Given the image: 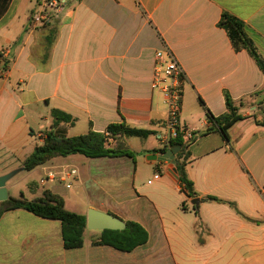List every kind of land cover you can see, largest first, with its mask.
<instances>
[{"label": "crops", "instance_id": "crops-1", "mask_svg": "<svg viewBox=\"0 0 264 264\" xmlns=\"http://www.w3.org/2000/svg\"><path fill=\"white\" fill-rule=\"evenodd\" d=\"M62 2L36 24L44 0H0V176L23 168L50 131L75 137L112 124L151 130L146 139L121 137L108 146L134 159L55 158L29 171L41 170L43 186H51L41 194L33 180L35 198L21 194L34 201L49 190L71 212L108 213L139 224L149 238L122 252L97 243L102 231L86 228L83 246L66 249L61 222L12 210L0 219V264H264V126L257 123L264 119V73L219 26L224 13L239 20L264 61V0ZM160 51H170L185 74V141L214 127L207 111L225 115L227 96L243 117L229 140L214 131L189 144L185 169L198 215L177 166L148 158L161 156L155 150L167 133L165 99L152 86ZM53 110L74 124L55 127ZM43 122L49 129L36 133ZM72 179L73 192L63 185Z\"/></svg>", "mask_w": 264, "mask_h": 264}, {"label": "trees", "instance_id": "trees-1", "mask_svg": "<svg viewBox=\"0 0 264 264\" xmlns=\"http://www.w3.org/2000/svg\"><path fill=\"white\" fill-rule=\"evenodd\" d=\"M219 26L227 32L235 50H247L264 73V61L258 55L252 41L248 38L244 25L232 15L224 13ZM226 105L227 113L218 118L207 111L208 120L214 125L213 128L195 133L188 141H185L183 135L180 134L171 143L172 147H182L177 154V159L182 162L181 166H177V170L179 171V179L183 190L188 193L191 199L196 198L197 193L185 169L190 156V152L188 151L189 144L196 137L206 136L214 131H220L229 140L228 130L237 122L241 121L243 117L229 96L226 97ZM52 116L55 119V127L62 123L74 124V119L66 113L53 110ZM257 123L264 126V119L257 121ZM107 134L118 141L121 137L146 139L153 135L154 132L151 130L132 128L125 124H112L107 128L105 133L90 131L85 135L75 137L60 136L50 131L46 133L44 142L38 144L33 153L23 162L22 167L25 171H32L44 166L55 158H67L75 155H81L91 159L102 157L135 158L136 154L134 152L121 146L114 148L108 147L106 144ZM167 150L166 147H162L161 149L155 150V152L163 155ZM209 200L220 201L213 197H210ZM183 207L186 210L185 205ZM193 208L198 215V208L196 206ZM12 210H26L43 219L61 222L65 248L77 249L83 246V235L87 228V218L67 210L63 198L53 194L51 191L45 190L43 198L34 201L25 199L23 195L20 198L9 197L7 201L0 202V219L4 213ZM125 223L126 229L123 231H103L97 243L111 246L122 252H132L137 247L147 243L149 236L142 226L134 222Z\"/></svg>", "mask_w": 264, "mask_h": 264}, {"label": "built area", "instance_id": "built-area-1", "mask_svg": "<svg viewBox=\"0 0 264 264\" xmlns=\"http://www.w3.org/2000/svg\"><path fill=\"white\" fill-rule=\"evenodd\" d=\"M62 6V0H44V10L35 16L34 23L38 24L47 20V16L45 15L47 9L57 11ZM155 60L152 86L155 90L162 93L168 113V118L165 123L167 133L161 137V141L163 147L170 149L172 148V141L180 134L185 135L186 133L180 122L185 74L177 59L170 51L157 52ZM41 136L43 137L44 135ZM114 143L115 140L107 134V146H113ZM75 173L76 171L71 170L68 175H74ZM157 179H159L158 175L153 180ZM152 182L149 181L148 184H152Z\"/></svg>", "mask_w": 264, "mask_h": 264}, {"label": "water", "instance_id": "water-1", "mask_svg": "<svg viewBox=\"0 0 264 264\" xmlns=\"http://www.w3.org/2000/svg\"><path fill=\"white\" fill-rule=\"evenodd\" d=\"M182 149L181 146H175L166 151L165 154L157 157V155L149 156V160H162L173 163L176 166H181V162L176 158L178 152ZM24 168H19L11 171L10 173L0 176V202L7 201L9 199L7 184L11 179H13L17 174L23 172ZM187 197L189 195L185 193ZM200 203L199 198L192 200V204L197 206ZM87 228L92 231H123L126 229V223L121 219L110 215L108 213H103L94 209L88 211L87 214Z\"/></svg>", "mask_w": 264, "mask_h": 264}, {"label": "rangeland", "instance_id": "rangeland-1", "mask_svg": "<svg viewBox=\"0 0 264 264\" xmlns=\"http://www.w3.org/2000/svg\"><path fill=\"white\" fill-rule=\"evenodd\" d=\"M48 129H49V127H47V125L43 122L40 125V127L37 126V127H35L34 130L37 133L40 130L46 131ZM114 146H117V145H114ZM42 177L44 178V180L46 179V176L44 175V173L41 170L38 172H34V173H30L29 171L20 172L13 179H11L9 181L8 184H9V186H11V189L9 192L12 196H14L16 198H20L21 194H25V197L27 199H33L35 197H33L34 195H33V192L31 191V185H30V183L33 180L37 183L39 192L41 194L45 188H48L51 186L50 184H48L46 187H44L42 182H41ZM67 184H69L72 187L71 192H73L75 190L76 186L78 185L76 180H74V179L69 180L66 184H63V185L66 186Z\"/></svg>", "mask_w": 264, "mask_h": 264}]
</instances>
